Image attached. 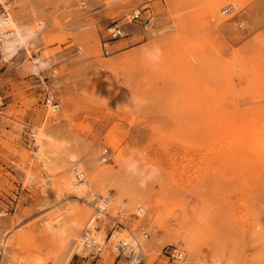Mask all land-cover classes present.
<instances>
[{"label": "rangeland", "instance_id": "374dc122", "mask_svg": "<svg viewBox=\"0 0 264 264\" xmlns=\"http://www.w3.org/2000/svg\"><path fill=\"white\" fill-rule=\"evenodd\" d=\"M3 10L0 264H126L142 224L147 264H264V0Z\"/></svg>", "mask_w": 264, "mask_h": 264}, {"label": "built area", "instance_id": "2783aa9c", "mask_svg": "<svg viewBox=\"0 0 264 264\" xmlns=\"http://www.w3.org/2000/svg\"><path fill=\"white\" fill-rule=\"evenodd\" d=\"M119 1V0H117ZM86 2H83V5H86ZM234 9V6L232 4L227 5L225 8H223L222 13L226 14L229 13ZM6 10L1 11V16H0V26L4 23L7 22L8 20V15H5ZM139 12H134L131 14V18H137L139 17ZM111 33L113 36H121L124 34V31L122 27L116 23L111 27ZM9 34L8 30H3L0 28V36L2 38H5ZM108 42L105 44L107 45ZM107 51L108 48H106ZM5 105V98L3 94L0 91V113L3 111V107ZM59 106V103L54 105V108H57ZM75 174V179L77 183L82 182L84 180V171L81 169L75 168L74 170ZM139 209H142V212L138 213H143V208L140 207ZM121 222V221H120ZM142 236H138L134 234L133 232L130 233V236H124L122 232L117 228V226H113L112 230L109 235V240H111V248L114 252L117 253V255H122L126 257V264H147L146 258L143 254V247H142V237L143 238H148L149 237V230L146 225L142 224L140 225ZM81 244L84 247H93L97 251L103 250V244L99 243L98 241L94 240L93 234L87 232L85 233L82 238H81ZM174 257L176 258H181L183 256L182 251H176L173 254Z\"/></svg>", "mask_w": 264, "mask_h": 264}, {"label": "bare ground", "instance_id": "6f19581e", "mask_svg": "<svg viewBox=\"0 0 264 264\" xmlns=\"http://www.w3.org/2000/svg\"><path fill=\"white\" fill-rule=\"evenodd\" d=\"M8 22L10 21V22H12V18L11 17H8V20H7ZM79 169V168H78ZM68 181V183L71 185V187H72V184H73V193H77L76 195H78V194H80L81 192H83V191H85L86 189H87V187H88V184H87V182H86V180L84 179V180H82V182H80V183H77L76 182V179H74V178H70V180L68 179L67 180ZM75 195V194H74ZM106 200V199H105ZM103 203H106V204H108L109 202L108 201H103ZM139 207H142L143 208V206H139ZM98 209H100V208H98ZM102 209V208H101ZM139 212H142V209H139ZM93 238H94V240H96V241H98V239H97V237L95 236L94 237V235H93ZM80 241H81V239H80Z\"/></svg>", "mask_w": 264, "mask_h": 264}]
</instances>
